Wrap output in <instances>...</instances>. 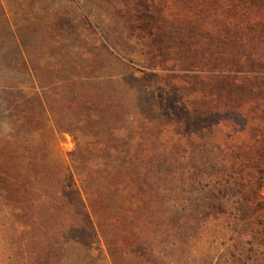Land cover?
<instances>
[{"label": "trees", "instance_id": "trees-1", "mask_svg": "<svg viewBox=\"0 0 264 264\" xmlns=\"http://www.w3.org/2000/svg\"><path fill=\"white\" fill-rule=\"evenodd\" d=\"M137 2L133 0L134 9ZM143 2L144 10L141 6L135 15L120 4V17L112 12V18L120 30L138 33L135 37L143 42L142 51L154 61L144 80L132 65L135 57L144 54L134 51L125 56L126 61L106 46L101 50L108 51L110 60L98 59L92 54L93 46L79 42L73 45L75 58L62 54L44 62L24 57L13 60L14 69L25 79H19L12 90H2L0 102L6 108L15 146L27 143L23 157L19 155L20 178L31 188L46 189L48 195L60 183L59 199L70 194L79 197L78 212L91 221L94 239L106 249L102 258L97 257V264H264V218L256 220V228L244 219L229 222L232 226L227 233V227H221L227 212L218 195L237 192L240 182L230 173L235 171L229 170L236 164L222 158V143L217 137L226 124L240 131V127L235 128L238 117L255 119L250 117L251 109L245 115L241 111L264 102V98L252 97L234 110L222 106L235 101L233 92L264 91L253 85L262 79L261 69L255 65L264 64V57L253 48V41L264 36V0ZM218 3L221 6L214 8ZM150 4L161 13L173 9L170 25L156 20L152 26L160 14L152 12ZM103 29H107L104 33L110 41V33L116 29ZM228 42L234 47L228 48ZM162 47L167 48L166 53L182 52L190 62L164 60ZM50 49V57L63 52L59 44ZM114 50L119 53L116 47ZM111 65L118 74L96 76L97 71ZM247 65L253 66L249 78L239 79L235 73L247 71ZM40 69L42 76L25 73ZM147 77L150 81L145 85ZM58 89L62 94L48 99L52 90ZM228 90L229 102L224 103ZM242 127V132L247 130V123ZM65 135L75 144L72 152L61 147ZM56 168L63 174L61 181L45 177ZM240 178L248 180L247 174ZM12 190L2 188L0 197L13 215H73L72 204L63 206L66 213L50 210L29 214L21 192ZM242 202L234 208L238 217ZM206 218L212 220L207 222ZM251 225L254 232L246 234ZM71 241L84 247L93 243L83 233ZM46 243L51 259L52 244L49 239ZM223 246L226 253L221 252ZM18 257L7 249L2 253V264H16Z\"/></svg>", "mask_w": 264, "mask_h": 264}, {"label": "rangeland", "instance_id": "rangeland-1", "mask_svg": "<svg viewBox=\"0 0 264 264\" xmlns=\"http://www.w3.org/2000/svg\"><path fill=\"white\" fill-rule=\"evenodd\" d=\"M117 1H119L118 4L116 0H0V93L2 90H12L14 88L12 86L19 79L20 82H24L25 78L14 69L13 60H21L24 57L34 63L44 62L48 58L54 59L60 55L62 56V54L75 58L76 52L73 45L76 42L85 44L88 47L93 46L92 54L98 59L111 58L107 50H104V52L101 50L103 46H106L116 56H122L126 61V57L128 58L130 54H134V51L144 54V56L135 57V62H132V65L137 68V76L144 80L145 73L150 74L152 72L150 67H153L154 61H149L146 52L142 51L145 47L142 46L143 42L135 37L138 36V33L130 35L131 30H120L115 26L117 21L112 18V12L115 16L120 17L118 14L120 4L124 6V11L135 15L141 6L143 8L144 2L138 0L139 6L134 9L135 3H133V0ZM220 6L221 4L218 3L214 8ZM151 7L153 8L152 12L156 15L160 14L154 18L155 21L152 22V26L156 25V20H166L168 23L165 24L170 25L169 17L173 12L171 7L164 9L162 13L161 9L154 8L153 5ZM64 19L67 22H63ZM58 20L61 21L58 23ZM107 26L116 29V31L110 33V41L106 37L107 33H104L107 29H103ZM52 30H54V33H52ZM163 36L166 39L169 37L165 33ZM257 39L253 41V48L264 57L263 34L261 39ZM55 44H59L63 52L58 51L50 57L52 52L50 48ZM113 46L117 48L119 53L114 50ZM137 46H139V49H137ZM227 47L233 48L234 46L228 42ZM166 49L161 48L164 52V60L190 62L187 55L183 56L182 52L172 51L166 53ZM240 54H243V52ZM109 58L108 60H110ZM189 58L192 60V56H189ZM185 66L191 65L185 64ZM255 66L261 69L259 74L262 79L253 85L264 88V64H256ZM252 68V65H247V71L237 72L235 75L239 79L249 78ZM99 72L102 73L98 74ZM25 73L29 74V77L43 75L42 69L33 72V74L30 71ZM118 73V69L111 65L107 69L97 71L96 76L104 77ZM148 78L150 77H147V82L144 81L145 85L150 81ZM29 82V80L26 81L28 86H30ZM59 94H62L61 90H52L48 99H55ZM233 94L235 101L233 100L228 106L222 105L229 108V110H234L240 102H244L249 98H264V91L258 94L247 89L241 92H233ZM224 95L227 96L224 103H228L229 90L225 91ZM249 109L253 113L250 117L255 118L254 120L251 121L249 117L250 121H248V118L246 121L238 117L235 121V128L240 127V131L237 132L229 124H226L222 126L217 136L222 143V158L226 159L228 163L234 162L236 164L234 170L231 168L229 170L235 171L230 173L237 176L240 182L237 192L231 194V192L223 191L218 195L223 207L225 205L224 211L227 212L226 218H221V227H227L225 233L232 226L229 222L233 223L236 219H244L245 222L256 224L258 218H264V102L250 108L246 107L245 111L243 110L241 113L245 115ZM5 114L6 108L0 102V190L2 188L9 191L14 189L12 193L15 192V194L20 191L24 209L29 214L33 212L45 214L50 210L66 213L67 208L63 206L67 204H72L74 211L72 216L62 215V218H35L31 215L27 218H21L15 214L13 215L0 197V264L3 260L2 253L7 249H10L15 256H20L16 259V264H97V257L102 258L106 249L102 242L94 239L96 238V231L93 229L91 221L78 212V207L81 205L79 197L70 194L67 198L59 199L57 193L60 183L50 189L49 193L51 195H48L46 189L31 188L21 180L18 161L20 160L19 155H21V158L23 157L27 143L21 142L19 147L15 146L12 140L14 134L8 124V114L7 118ZM246 123L247 130L242 132L244 129L242 126ZM257 129L260 130V133L253 132ZM251 138H254V140ZM232 140H235V143L231 145ZM61 147L66 153L72 152L75 149V144L70 137L65 135V138L61 141ZM45 174V177H49L55 182L61 181L63 177L61 170L58 168L54 171H47ZM241 174H247L249 181L244 182L240 178ZM69 185L73 187L74 183L71 182ZM216 191L214 190V195ZM241 201H243L240 206L241 215L238 217L234 208ZM206 220L210 222L212 218H206ZM23 222H26L27 226H24ZM253 226L251 225L249 229H246V234L254 232ZM80 233L93 239L92 246L84 247L74 244L75 242L72 243L71 240H74ZM231 234H233V231H231ZM48 239L52 244L53 258L51 257V259L48 257L47 251L50 248H48L47 243L45 244ZM61 240L65 241L63 245L58 244ZM57 244L59 247H55ZM244 245L246 248L250 247L246 242H244ZM226 249V246H223L221 252L226 253ZM39 251L41 254H37ZM231 251L233 252L234 249H231ZM248 254L251 255L250 252ZM35 257L37 259H34Z\"/></svg>", "mask_w": 264, "mask_h": 264}]
</instances>
